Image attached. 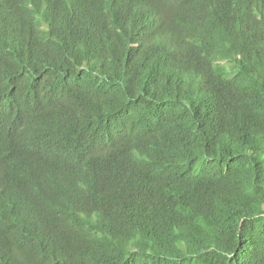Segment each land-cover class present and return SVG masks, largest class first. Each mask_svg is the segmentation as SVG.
<instances>
[{
	"label": "trees",
	"instance_id": "trees-1",
	"mask_svg": "<svg viewBox=\"0 0 264 264\" xmlns=\"http://www.w3.org/2000/svg\"><path fill=\"white\" fill-rule=\"evenodd\" d=\"M7 98L81 165L0 160V264H264V0H0Z\"/></svg>",
	"mask_w": 264,
	"mask_h": 264
},
{
	"label": "clouds",
	"instance_id": "clouds-1",
	"mask_svg": "<svg viewBox=\"0 0 264 264\" xmlns=\"http://www.w3.org/2000/svg\"><path fill=\"white\" fill-rule=\"evenodd\" d=\"M10 102L14 101L9 99ZM12 108V114L0 117V132L7 125L10 135L8 143H0V160L11 173L15 169H25L28 185L40 189L47 185V178L81 165L80 144L72 130L64 131L58 124L47 123L44 115L28 109L23 101H17ZM9 155L22 165L12 161ZM61 155L67 158L65 163L58 159Z\"/></svg>",
	"mask_w": 264,
	"mask_h": 264
},
{
	"label": "bare ground",
	"instance_id": "bare-ground-1",
	"mask_svg": "<svg viewBox=\"0 0 264 264\" xmlns=\"http://www.w3.org/2000/svg\"><path fill=\"white\" fill-rule=\"evenodd\" d=\"M148 2H149V0H148ZM153 1L152 2H150V5L149 6H147L149 9H152L151 8V6L153 5ZM155 6V5H154ZM57 16H59L58 14H57ZM150 16V15H149ZM153 20V19H152ZM136 52H137V50H136ZM6 101H7V104L9 105V106H11V107H14V102H10L9 103V99L7 98L6 99ZM15 102H17V100H14ZM6 103V102H5ZM27 104V103H26ZM26 104H24V105H26ZM3 113V111L2 110H0V114H2ZM56 122H54L53 124H55ZM59 153L60 154H65L66 152H63V151H59ZM58 159L60 160V161H62L63 163H65L66 161H67V158L65 157V156H63V155H61L60 157H58ZM41 169H39V171H40Z\"/></svg>",
	"mask_w": 264,
	"mask_h": 264
}]
</instances>
